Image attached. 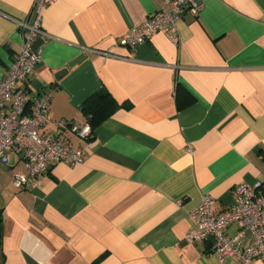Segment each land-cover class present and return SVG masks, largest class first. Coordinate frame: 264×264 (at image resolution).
I'll use <instances>...</instances> for the list:
<instances>
[{
    "label": "crops",
    "instance_id": "1",
    "mask_svg": "<svg viewBox=\"0 0 264 264\" xmlns=\"http://www.w3.org/2000/svg\"><path fill=\"white\" fill-rule=\"evenodd\" d=\"M195 1L176 33L133 49L118 39L162 0H56L42 10L41 61L19 83L50 92L52 123L41 131L66 124L61 137L76 149L85 141L67 124L87 122L85 100L108 95L89 103L83 162H53L22 189L12 175L26 172L23 154L0 164L4 264H238L184 234L203 196L220 211L242 182L264 190V0ZM33 2L0 0V77Z\"/></svg>",
    "mask_w": 264,
    "mask_h": 264
},
{
    "label": "built area",
    "instance_id": "2",
    "mask_svg": "<svg viewBox=\"0 0 264 264\" xmlns=\"http://www.w3.org/2000/svg\"><path fill=\"white\" fill-rule=\"evenodd\" d=\"M56 0H34L26 20L18 21L21 30V49L9 65L7 73L0 77V164H8L9 153L17 150L23 154L26 172L17 170L12 175V184L22 189L37 176L45 173L53 162L69 164L83 162L87 142L93 130L85 122L81 125L68 123L70 132L85 141L76 149H70L61 135L66 124L58 123L54 135L42 132L52 123L49 113L50 92L36 93L19 86L27 84L41 61L38 50L33 48L34 39L43 34L41 27L42 10ZM195 0H162V7L150 14L142 23L131 27L118 42L129 49L148 40L157 32L176 33L177 23L187 9L196 10ZM263 181L242 182L233 191L230 207L215 211V200L203 196L193 206L188 216L193 225L184 239L191 243L211 240L210 251L219 257L233 256L238 264H249L258 259L264 264V190ZM237 224L239 235H227L226 229ZM245 231L249 239H245Z\"/></svg>",
    "mask_w": 264,
    "mask_h": 264
},
{
    "label": "trees",
    "instance_id": "3",
    "mask_svg": "<svg viewBox=\"0 0 264 264\" xmlns=\"http://www.w3.org/2000/svg\"><path fill=\"white\" fill-rule=\"evenodd\" d=\"M107 96V93H95L94 95H91L88 99L85 100L83 104V111L87 115V123L90 125L91 129L93 130L94 127V110L89 106L90 101L94 99L96 96ZM2 240H3V216H2V209L0 208V264H4V253L2 251Z\"/></svg>",
    "mask_w": 264,
    "mask_h": 264
}]
</instances>
